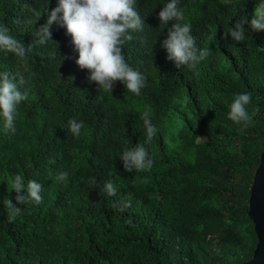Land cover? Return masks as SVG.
<instances>
[{"label": "trees", "instance_id": "1", "mask_svg": "<svg viewBox=\"0 0 264 264\" xmlns=\"http://www.w3.org/2000/svg\"><path fill=\"white\" fill-rule=\"evenodd\" d=\"M168 0H137L143 31L124 46L127 62L146 78L135 96L117 82L113 92L89 82L75 63L66 29L35 41L57 0H0V23L32 51L26 62L0 53V72L21 73L29 98L14 131L0 118V264H238L251 259L256 236L247 217L253 175L264 148V31L236 42L228 29L251 20L264 0H180L199 47L210 55L198 74L175 67L161 47L167 29L158 12ZM41 13L36 25L33 11ZM215 30V37L210 39ZM248 92L252 123L228 118L235 95ZM184 101V102H183ZM151 108L158 132L144 144L141 112ZM84 121L79 138L69 121ZM144 144L154 165L126 172L120 154ZM66 172L67 179H55ZM43 185L44 202L22 208L11 179ZM112 181L117 197L102 188ZM23 194V193H21ZM131 201L121 212L117 200Z\"/></svg>", "mask_w": 264, "mask_h": 264}, {"label": "clouds", "instance_id": "2", "mask_svg": "<svg viewBox=\"0 0 264 264\" xmlns=\"http://www.w3.org/2000/svg\"><path fill=\"white\" fill-rule=\"evenodd\" d=\"M33 11L36 25L41 13ZM159 25L168 26L167 36L161 42L167 52V60L172 61L178 69L187 67L198 74V65L210 55L207 47H199L197 37L193 35L192 25L185 21V12L180 6V0H168L158 12ZM58 25L66 29V35L71 36L74 51L78 54L75 63L82 71L88 72L89 82H95L100 90L113 92L117 82L125 86L127 92L139 96L146 86V78L134 69L126 60L124 46L133 40L132 33L143 31L144 21L137 10V0H57L56 7L48 12L46 21L37 28L36 44L43 45L52 40V27ZM264 31V2L254 7L251 20L242 16L228 29L227 35L236 42L247 39L246 32ZM215 37L213 30L212 37ZM33 44L27 46L10 34V29L0 23V53H11L20 61L26 62ZM27 83L21 73L10 75L0 72V118L3 119L5 131H14L15 121L19 116V105L29 98L28 91L22 90ZM252 96L248 92L235 95L229 105L228 118L238 125L247 127L252 123L256 111L250 114L248 106ZM153 112L145 108L141 119L146 130L144 144H150L158 132L152 123ZM84 121H69V130L74 137L79 138L84 128ZM144 144H136L125 148L120 154L123 169L126 172H149L154 160ZM67 173L61 172L55 179L64 181ZM11 190H15V201L10 198L3 200L8 211L10 222L20 215L22 208L17 205L43 204V185L35 179L25 182L22 174H16L10 181ZM102 191L110 197H117L119 189L112 181H106ZM23 193V194H21ZM113 207L123 212L131 207V201L117 200Z\"/></svg>", "mask_w": 264, "mask_h": 264}, {"label": "water", "instance_id": "3", "mask_svg": "<svg viewBox=\"0 0 264 264\" xmlns=\"http://www.w3.org/2000/svg\"><path fill=\"white\" fill-rule=\"evenodd\" d=\"M247 217L253 224L256 245L251 259L238 264H264V148L249 191Z\"/></svg>", "mask_w": 264, "mask_h": 264}, {"label": "rangeland", "instance_id": "4", "mask_svg": "<svg viewBox=\"0 0 264 264\" xmlns=\"http://www.w3.org/2000/svg\"><path fill=\"white\" fill-rule=\"evenodd\" d=\"M184 102V101H183Z\"/></svg>", "mask_w": 264, "mask_h": 264}]
</instances>
